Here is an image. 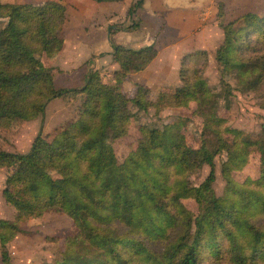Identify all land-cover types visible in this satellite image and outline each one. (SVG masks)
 Masks as SVG:
<instances>
[{"label":"trees","instance_id":"1","mask_svg":"<svg viewBox=\"0 0 264 264\" xmlns=\"http://www.w3.org/2000/svg\"><path fill=\"white\" fill-rule=\"evenodd\" d=\"M141 6L142 0H136L129 16ZM1 17L7 22L0 28V127L42 117L55 99L83 97L75 120L51 137L40 130L26 153L0 150V168L12 170L3 196L21 221L48 212L72 221L54 264H264V126L250 134L229 126L220 114L221 108H232L234 96L223 79L226 74L236 73L250 91L264 85V14L220 20L224 38L215 55L220 93L204 77L208 52L199 49L181 59L182 85L159 92L156 102L148 100L149 88L143 84L136 85L133 98L122 90L130 75L157 58L154 45H113L110 56L118 65L113 80L90 68L83 86L56 88L41 57L63 48L67 5L59 0L0 1ZM88 63L93 65V59ZM191 103L196 105L193 114L202 119L198 148L189 145L183 132L187 119L181 117L161 128L140 126L136 148L118 160L109 139L128 134L132 106L160 112ZM255 153L258 177L237 181L234 173ZM218 157H224L221 195L214 188ZM204 165L210 172L194 185L191 176ZM189 200L197 213L187 208ZM19 233V225L0 218L2 264H13L6 245Z\"/></svg>","mask_w":264,"mask_h":264},{"label":"rangeland","instance_id":"2","mask_svg":"<svg viewBox=\"0 0 264 264\" xmlns=\"http://www.w3.org/2000/svg\"><path fill=\"white\" fill-rule=\"evenodd\" d=\"M0 1L16 4L43 3L42 0ZM250 1L251 0H241V2H239L243 6L242 11H245L244 13L252 7H256L257 14H264L262 0H256V2L259 3L258 5L250 3ZM189 2H191V0H183L184 4H188ZM66 4L68 7L69 19L61 32V36L64 39L63 48L58 53H44L41 57L46 67L49 68L53 74L56 88H79L83 86L85 77L91 67L93 70H99L106 81L113 80L114 71L118 66L116 69L110 67L107 60L103 61L101 67H96L88 63L89 60L96 59L98 54L102 58L103 55H110V53L85 52V50L78 49L79 45H81V43L88 45V41L93 39V37H96L98 41H102L105 39V36L100 33L102 29L106 31V27L115 26L114 32H128V27L131 24L133 25L139 22V19L136 16H127L126 18L121 16L113 21L108 20L107 22H99L96 19L94 20V18H96L95 10H90V8L92 7L100 10L101 8H105L103 6L106 5L92 0ZM211 6L213 10L212 13L219 14V18L221 17V12L223 13V19L226 23L230 21L229 19L234 17V14L222 3V0H213ZM197 7L198 4H195L192 5L191 8L196 9ZM217 10H219L220 13ZM214 18L212 19L213 21ZM79 19H83V22L81 23ZM6 22L7 19L1 17L0 28L3 27ZM150 25V21H143L141 29L136 32V34L141 33V35L145 36L144 39H146L147 44H153L156 34L160 33L162 29L161 24L155 25L154 28L149 27ZM132 31L133 29L129 32ZM114 32L110 35L108 41L109 46L113 47V45L119 44L120 42H124V45H126L125 43L127 42L125 41L129 39L128 34L122 35V40L119 41V36L113 34ZM194 33L196 34V30L193 31L191 36L187 37H166L162 43L160 61L153 65L147 73L139 77H137L138 75L129 76L122 84L124 93L129 98H133L136 93V85L143 84L149 88L148 100L156 102L159 92L175 90L182 85L179 76L182 57L190 51L203 48L208 52L204 77L209 86L215 92L220 93L222 90V74L215 55L220 45L219 40L223 38V31L221 38L220 35L217 36L214 32H211V36L208 37L193 36ZM171 39L173 42H176L180 48L174 51V53L169 54L166 52L169 47H166L168 46L167 41ZM180 39H182V42H180ZM129 41H131V39ZM131 43L128 45H132ZM87 45L85 46L87 47ZM126 47L129 46L126 45ZM175 49L174 47V50ZM110 64L116 65L112 60ZM223 79L233 88L234 96L231 99L232 108L230 110L221 108L220 114L228 119L229 126L250 134H259L262 126H264V85L250 91L248 88L246 89L245 84H240L234 72L226 74L223 76ZM139 81H141V83ZM82 99L83 97L81 94L55 99L48 103L45 108V114L42 117L27 121L14 120L7 127H0V150L12 153H26L31 148L32 142L40 130L48 137H51L55 134L57 129L75 120L79 113L83 101ZM195 108L196 105L191 103L188 108H167L157 112L154 107H150L146 111H141L132 106L131 109L135 116L131 120L128 134L119 139H109V142L115 149L118 160L122 161L131 150L136 148L138 139L141 136L139 131L140 126L144 125L161 128L165 124L176 123L181 117L187 119L183 132L185 133L189 145L198 148L202 119L193 114ZM223 159L224 157H218L215 160L216 181L214 188L218 195L222 194L225 187V181L220 174V165ZM11 172V168H0V218L16 223L21 227V233L6 245L11 261L13 264H54L60 259L65 249V239L72 227V221L66 215L55 212H48L38 219H32L26 222L21 221L16 210L6 202L3 196L5 181ZM209 172L210 167L204 165L200 171L191 176L192 183L194 185L201 184L206 179ZM259 172V155L255 153L250 157L248 164L242 171L234 173V178L240 182L247 178L256 179ZM186 206L192 212L197 213V205L194 201H187ZM0 264H2L1 247Z\"/></svg>","mask_w":264,"mask_h":264},{"label":"crops","instance_id":"3","mask_svg":"<svg viewBox=\"0 0 264 264\" xmlns=\"http://www.w3.org/2000/svg\"><path fill=\"white\" fill-rule=\"evenodd\" d=\"M45 0H42L44 2ZM60 2L66 4V3H77L78 1H87V0H59ZM136 0H122L119 2H102L100 4L106 5L103 6L105 8H101L98 10L97 8H90V10H95V17L94 20H98L99 22H107L113 21L114 19H118L121 16L123 18H126L129 16V10L131 6L135 3ZM241 0H222V3L231 10V12L234 14V17H232L231 20H234L238 18L239 16L243 15L245 11H242V4H240ZM264 6V0L261 1ZM213 0H191L188 4H184L183 0H142V6L139 7L136 11V13L129 17H137L139 19V22L135 24H131L128 27V32H122V31H115V26L113 27H106V31L102 29L101 33L103 36H105V39L102 41H98L97 38L93 37V39H90L87 44L79 45L78 49L85 50V52L90 53H106L109 54L112 52L113 47L109 46V39L112 32L113 34H117L118 40H122V35L128 34V41H125L127 46L132 49H140L144 46L148 45H154L156 49L158 50V56L157 58L142 72L135 73L132 76L139 77L140 75H143L149 71L150 68H152L153 65H155L158 61H160L162 51V43L165 40L166 37H187L191 36L193 31L196 30V34L194 33L193 36L198 37H208L211 36V32H214L215 35L219 36L220 38L222 36V28L219 26V22L221 19H223L224 15L221 12V16L219 18V14L212 13V6ZM250 3H254L255 5H258L259 3L256 2V0H251ZM198 4V7L196 9H192V5ZM67 5V4H66ZM183 5V6H182ZM219 12V10H217ZM247 12H256L255 8H250V10H247ZM246 12V13H247ZM220 13V12H219ZM257 13V12H256ZM81 14V13H79ZM226 14V12H225ZM83 15V14H82ZM67 17L68 16V7H67ZM211 17V18H210ZM215 17V18H214ZM214 18V21L212 20ZM224 20V19H223ZM81 23L83 22V19H79ZM143 21H150L151 25L149 27L154 28L155 25L161 24V31L160 33H157L155 36V42L153 44H147L146 39L144 35L136 34L138 30L141 29V24ZM68 22V20H67ZM113 28V29H112ZM132 28L133 31L129 32ZM130 29V30H129ZM194 29V30H193ZM224 34V32H223ZM224 38V35H223ZM223 38L219 40V44L222 43ZM131 39V41H129ZM80 40V39H78ZM133 40V41H132ZM139 40V41H138ZM78 42V41H76ZM133 42V43H131ZM179 42V41H178ZM180 42H182V39H180ZM131 43L132 45H128ZM173 42L172 39L170 41H167V47L166 52L169 54L174 53V51L178 50L180 46ZM87 45V47L85 46ZM116 45H124L123 43H119ZM174 47L176 48L174 50ZM201 50H204L201 49ZM105 57V58H104ZM98 56L96 59L93 60V65L96 67H101L103 65V61L107 60V63L110 67L117 68L116 65L110 64V55H103V57ZM105 63V62H104ZM92 65V64H91ZM92 68V67H91ZM141 83V81H139Z\"/></svg>","mask_w":264,"mask_h":264}]
</instances>
